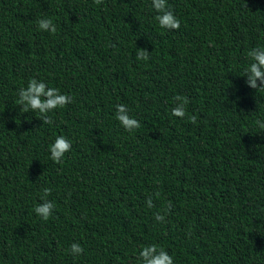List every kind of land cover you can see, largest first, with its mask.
Listing matches in <instances>:
<instances>
[{
	"label": "trees",
	"instance_id": "trees-1",
	"mask_svg": "<svg viewBox=\"0 0 264 264\" xmlns=\"http://www.w3.org/2000/svg\"><path fill=\"white\" fill-rule=\"evenodd\" d=\"M167 2L178 30L152 0H0V264H142L152 244L174 264H264V89L244 75L264 0ZM32 78L73 97L51 124L17 104ZM45 188L47 221L34 211Z\"/></svg>",
	"mask_w": 264,
	"mask_h": 264
},
{
	"label": "clouds",
	"instance_id": "clouds-1",
	"mask_svg": "<svg viewBox=\"0 0 264 264\" xmlns=\"http://www.w3.org/2000/svg\"><path fill=\"white\" fill-rule=\"evenodd\" d=\"M94 3L100 5L102 0H94ZM151 6L158 13L155 19L162 29L178 30L180 28V20L169 9L167 0H152ZM38 28L43 31H50L52 34L56 32V26L51 19H40L38 21ZM148 52L146 48H142L137 53V59H149ZM247 55L252 61L244 70V75H248L247 83L252 88L257 89V91L262 90L264 89V83L257 84V79L264 81V47H255ZM18 97L17 104L20 106V111L38 113L39 115L37 117L43 121V124L53 123L52 117L48 115L49 112L58 108L62 109L73 101V97L70 95L62 94L58 88L48 87L44 81L37 80L36 78L30 79L26 88L22 87L19 89ZM174 99L179 101V103L172 109V115L183 118L185 116V105L188 103V99L180 95L175 96ZM115 116L120 125L130 133L140 128V121L129 115L128 109L124 104L116 105ZM189 120L192 123H196L195 116L189 117ZM256 124L259 128L264 129V121L257 120ZM71 148L72 144L65 136H57L55 141L49 146L50 158L55 163L60 164L63 162L65 154ZM50 194L51 189L45 188L41 197L43 202L36 205L34 209L35 213L44 221H47L51 217L54 209V203L47 199ZM147 204L148 207L153 206L151 197L148 198ZM155 218L158 221L164 220V216L160 213H156ZM68 251L73 256H79L85 250L80 244L73 243ZM139 259L142 261V264H174L173 256L156 244L144 247L139 253Z\"/></svg>",
	"mask_w": 264,
	"mask_h": 264
}]
</instances>
